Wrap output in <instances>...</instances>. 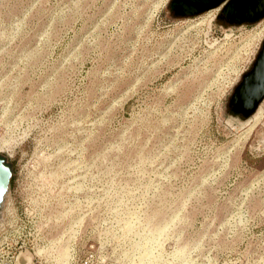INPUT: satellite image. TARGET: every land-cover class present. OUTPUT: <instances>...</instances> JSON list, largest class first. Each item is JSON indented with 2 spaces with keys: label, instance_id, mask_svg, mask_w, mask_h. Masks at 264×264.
I'll return each mask as SVG.
<instances>
[{
  "label": "rangeland",
  "instance_id": "obj_1",
  "mask_svg": "<svg viewBox=\"0 0 264 264\" xmlns=\"http://www.w3.org/2000/svg\"><path fill=\"white\" fill-rule=\"evenodd\" d=\"M171 0H0V264H264V101L228 113L264 22Z\"/></svg>",
  "mask_w": 264,
  "mask_h": 264
},
{
  "label": "water",
  "instance_id": "obj_2",
  "mask_svg": "<svg viewBox=\"0 0 264 264\" xmlns=\"http://www.w3.org/2000/svg\"><path fill=\"white\" fill-rule=\"evenodd\" d=\"M219 9L223 27L253 26L264 19V0H171L174 18H191ZM264 101V39L251 68L242 76L228 101V113L242 120L255 115ZM14 172L13 163L0 152V213Z\"/></svg>",
  "mask_w": 264,
  "mask_h": 264
},
{
  "label": "built area",
  "instance_id": "obj_3",
  "mask_svg": "<svg viewBox=\"0 0 264 264\" xmlns=\"http://www.w3.org/2000/svg\"><path fill=\"white\" fill-rule=\"evenodd\" d=\"M261 22H264V19ZM36 253L39 264H124L123 254L98 253L92 249L81 250L72 239L62 250L40 249Z\"/></svg>",
  "mask_w": 264,
  "mask_h": 264
},
{
  "label": "flooded vegetation",
  "instance_id": "obj_4",
  "mask_svg": "<svg viewBox=\"0 0 264 264\" xmlns=\"http://www.w3.org/2000/svg\"><path fill=\"white\" fill-rule=\"evenodd\" d=\"M241 79H242V78H241ZM240 81H241V80H240ZM240 81H239V83H240ZM239 83H238V84H239ZM238 84L235 85L234 89L236 88V86H237Z\"/></svg>",
  "mask_w": 264,
  "mask_h": 264
},
{
  "label": "bare ground",
  "instance_id": "obj_5",
  "mask_svg": "<svg viewBox=\"0 0 264 264\" xmlns=\"http://www.w3.org/2000/svg\"><path fill=\"white\" fill-rule=\"evenodd\" d=\"M217 10V9H216ZM216 10H211V11H216ZM210 12V11H209Z\"/></svg>",
  "mask_w": 264,
  "mask_h": 264
}]
</instances>
